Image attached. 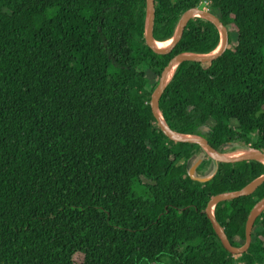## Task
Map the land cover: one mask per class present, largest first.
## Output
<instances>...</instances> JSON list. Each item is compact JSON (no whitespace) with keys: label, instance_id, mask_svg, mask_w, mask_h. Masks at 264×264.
<instances>
[{"label":"trees","instance_id":"trees-1","mask_svg":"<svg viewBox=\"0 0 264 264\" xmlns=\"http://www.w3.org/2000/svg\"><path fill=\"white\" fill-rule=\"evenodd\" d=\"M145 5L0 0V264H264V210L238 256L204 213L264 165L216 164L199 146L169 140L149 105L168 62L213 51L219 34L195 18L168 54H155L144 41ZM200 5L227 29V47L215 60L180 64L160 112L170 129L221 153H264V0H154V39L170 40ZM200 154L198 174L214 167L205 183L187 174ZM263 197L264 182L215 207L234 247Z\"/></svg>","mask_w":264,"mask_h":264},{"label":"water","instance_id":"water-1","mask_svg":"<svg viewBox=\"0 0 264 264\" xmlns=\"http://www.w3.org/2000/svg\"><path fill=\"white\" fill-rule=\"evenodd\" d=\"M145 19H144V41L145 45L155 54L165 55L168 54L180 41L182 33L187 25V23L195 18H201L208 22H210L217 30L219 34V43L218 46L211 52L205 54H196L190 52H183L174 56L167 64V66L163 69L159 82L151 94L150 97V109L151 113L156 120V123L162 132V134L173 142L179 143H187V144H195L200 147L202 152L210 158L214 163H237L245 160H254L260 162L264 165V153L257 149L248 148L244 153L239 155H231L228 153H221L215 149H213L207 142V140L203 137L191 135V134H182L178 133L169 128L167 123L165 122L160 109H159V100L171 80L173 74L180 64L183 62H198V63H206L212 60L217 59L221 56L228 44V33L227 29L223 25L220 20L215 17L213 14L205 11L200 8H190L186 10L180 17L175 31L169 40V44L166 48H159L157 46L158 41H156L153 37V28H154V18H155V6L154 0H145ZM202 159H198L194 164H192L188 171V177L197 182L205 183L209 181L212 176L208 177H199L196 175V169L201 163ZM264 182V175L255 178L250 183H248L245 187L238 191L221 193L213 196L207 203L205 208V215L211 223L212 229L216 234L217 238L221 242L223 248L233 256H238L244 254L251 243V232L253 225L257 219V217L264 210V197L259 200L251 209L247 216V220L245 223V241L241 247H234L229 242L223 228L218 224L214 217V209L217 204L229 200H234L241 197H246L251 195L262 183Z\"/></svg>","mask_w":264,"mask_h":264},{"label":"rangeland","instance_id":"rangeland-1","mask_svg":"<svg viewBox=\"0 0 264 264\" xmlns=\"http://www.w3.org/2000/svg\"><path fill=\"white\" fill-rule=\"evenodd\" d=\"M204 5H205V3H204ZM199 8L204 9V7L201 6V5L199 6ZM247 149H248V147H240V148H237L236 151H239V152L244 153ZM236 151H234V152H236ZM234 152H231V150H230L227 153H234ZM198 159H202V154H200L199 156H197L196 158H194L193 161H192V163H191V165L194 164ZM203 160H205V158H203ZM213 171H214V167H213V165H210L209 168H208V170H207V172L205 173V177L210 176ZM196 175L199 176V177L204 178L203 173L198 174L196 172Z\"/></svg>","mask_w":264,"mask_h":264},{"label":"bare ground","instance_id":"bare-ground-1","mask_svg":"<svg viewBox=\"0 0 264 264\" xmlns=\"http://www.w3.org/2000/svg\"><path fill=\"white\" fill-rule=\"evenodd\" d=\"M168 44H169V40L168 41H164V42H158V44H157V46L159 47V48H166L167 46H168ZM234 151H236V150H233V151H231V152H234ZM228 154H231V155H239V154H242V152H239V151H236V152H234V153H228Z\"/></svg>","mask_w":264,"mask_h":264}]
</instances>
